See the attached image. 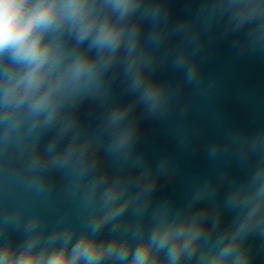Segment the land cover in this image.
Segmentation results:
<instances>
[{
    "label": "clouds",
    "instance_id": "clouds-1",
    "mask_svg": "<svg viewBox=\"0 0 264 264\" xmlns=\"http://www.w3.org/2000/svg\"><path fill=\"white\" fill-rule=\"evenodd\" d=\"M217 25L264 55V0H200L177 20L168 0H0V264H253L264 254V130L210 146V158L247 166L222 202L226 176L181 206L155 200L169 162L152 168L137 151L144 118L190 112L183 88L199 84L203 37ZM164 67L180 82L161 80ZM57 182L79 222L42 210ZM13 191L42 207L5 199Z\"/></svg>",
    "mask_w": 264,
    "mask_h": 264
},
{
    "label": "water",
    "instance_id": "water-1",
    "mask_svg": "<svg viewBox=\"0 0 264 264\" xmlns=\"http://www.w3.org/2000/svg\"><path fill=\"white\" fill-rule=\"evenodd\" d=\"M199 3L200 0H168L172 19L194 14ZM222 31V25H217L203 37L205 46L198 55L201 80L194 87L185 86L182 92L183 99L191 101L190 112L186 116L173 114L167 119L144 118L141 122L137 151L152 168L161 159L169 162L168 174L161 176L157 185V201L170 198L181 206L199 185L210 181L215 187L226 176L216 194V200L222 202L228 180H242L247 166L228 155L210 158V146L223 145L231 132L252 135L264 130V55L242 51L239 45L234 47L236 35L223 37ZM158 76L175 84L180 82L182 73L164 67ZM115 95L121 102L131 99L123 93L119 82ZM140 111L136 110L137 115ZM81 113L93 127L99 122L100 113L92 103L86 102ZM10 198L24 199L30 208L42 207L38 199L18 191L5 194V199ZM42 210L52 223L65 211L71 220L82 219L81 210L65 197L60 182L52 194L51 206ZM230 219L231 214L225 213L224 223ZM13 239L18 242L21 237L17 234ZM253 264H264V254L257 255Z\"/></svg>",
    "mask_w": 264,
    "mask_h": 264
}]
</instances>
